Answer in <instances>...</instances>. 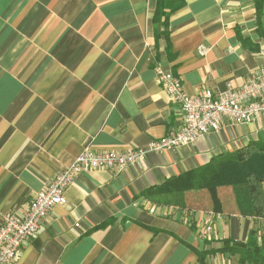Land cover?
Instances as JSON below:
<instances>
[{
    "label": "crops",
    "instance_id": "1",
    "mask_svg": "<svg viewBox=\"0 0 264 264\" xmlns=\"http://www.w3.org/2000/svg\"><path fill=\"white\" fill-rule=\"evenodd\" d=\"M158 2L0 0V224L84 147L146 150L122 171L78 173L11 264H257L231 247L251 229L260 242L264 211L242 214L229 185L217 187L219 211L205 188L183 187L264 141V111L174 150L149 149L181 121L159 70L194 95L237 87L264 66L254 3L166 0L162 24ZM172 178L177 189L157 190Z\"/></svg>",
    "mask_w": 264,
    "mask_h": 264
},
{
    "label": "built area",
    "instance_id": "2",
    "mask_svg": "<svg viewBox=\"0 0 264 264\" xmlns=\"http://www.w3.org/2000/svg\"><path fill=\"white\" fill-rule=\"evenodd\" d=\"M158 81L168 98L178 104L181 121L177 130L149 144L150 150L165 148L174 150L188 145L202 135L218 131L223 121L249 123L264 111V66L260 71L237 87L229 82L227 87L215 92L201 88L194 95L188 94L171 72L159 70ZM143 148L92 149L84 147L72 162L47 178L43 189L34 193L25 212L21 215L5 213L0 224V264H11L19 256L20 247L32 238L49 212L58 204L66 202L65 190L75 176L90 169L122 171L129 165L138 164L145 156ZM79 223L76 222L75 226ZM210 225L205 228L206 232Z\"/></svg>",
    "mask_w": 264,
    "mask_h": 264
},
{
    "label": "trees",
    "instance_id": "3",
    "mask_svg": "<svg viewBox=\"0 0 264 264\" xmlns=\"http://www.w3.org/2000/svg\"><path fill=\"white\" fill-rule=\"evenodd\" d=\"M163 1L166 0H159L154 19H163L161 23L165 24L168 12ZM252 1L255 7L256 29L264 37V28L262 27L264 0ZM175 180L177 179L167 180L156 188L160 192H172L179 187ZM263 181L264 141H260L240 148L237 152L219 159L213 167L205 169L199 175L195 173L190 184L183 188H205L209 193L213 210L219 211L221 210V203L217 195V187L229 185L233 188L242 214L247 212L260 214L264 211V197L261 188ZM225 242H223V248H219L220 250L227 247L228 244ZM231 249L240 252L243 262L264 264V235L260 237V242H258L255 229L249 231L245 242H235Z\"/></svg>",
    "mask_w": 264,
    "mask_h": 264
},
{
    "label": "rangeland",
    "instance_id": "4",
    "mask_svg": "<svg viewBox=\"0 0 264 264\" xmlns=\"http://www.w3.org/2000/svg\"><path fill=\"white\" fill-rule=\"evenodd\" d=\"M76 156H77V155H76ZM64 193H65V192H64ZM66 199H67V198H66ZM51 209H52V208H51ZM51 209H50V210H51ZM50 210H49V211H50ZM46 215H47V214H46ZM46 215H45V216H46ZM45 216H44V217H45ZM42 220H43V219H42ZM40 224H41V223H40ZM39 226H40V225H39ZM38 228H39V227H38ZM37 231H38V230H37ZM35 235H36V234H35ZM35 235H34V236H35ZM34 236H33V237H34ZM22 245H23V244H22ZM22 245H21V247H22ZM21 247H20V251H21ZM20 251H19V254H20Z\"/></svg>",
    "mask_w": 264,
    "mask_h": 264
}]
</instances>
